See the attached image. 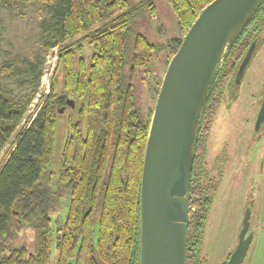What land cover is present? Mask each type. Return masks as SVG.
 <instances>
[{"label":"trees","instance_id":"obj_1","mask_svg":"<svg viewBox=\"0 0 264 264\" xmlns=\"http://www.w3.org/2000/svg\"><path fill=\"white\" fill-rule=\"evenodd\" d=\"M213 1L171 0L182 33L170 44L172 57ZM50 12L44 45L46 51L57 49L62 92L55 74L49 95L28 117L29 126L0 170V264H52L53 246L56 264H139L141 179L154 110L147 122L141 120L134 86L125 87L122 79L128 54L129 2L54 0ZM254 41L256 50L264 43V0L225 55L202 110L193 153L186 264H207L201 247L213 199L202 169L206 145L223 93L235 81ZM86 45L92 50L90 64ZM155 50L145 36L136 37L132 75L149 64ZM44 63L45 57L40 56L28 63L27 74L34 81L31 95L15 99L0 92V156L27 116ZM68 98L85 104L76 122H69L59 172L54 176L50 169L56 159L58 111ZM54 181L69 193L68 213L57 238L52 225L61 192L53 188ZM27 228L38 232L36 254L14 246Z\"/></svg>","mask_w":264,"mask_h":264},{"label":"rangeland","instance_id":"obj_2","mask_svg":"<svg viewBox=\"0 0 264 264\" xmlns=\"http://www.w3.org/2000/svg\"><path fill=\"white\" fill-rule=\"evenodd\" d=\"M54 0H0V92L11 98L31 95L34 81L27 74L28 63L36 56L45 57L43 75L37 94L26 118L18 126L11 143L0 156V170L12 146L29 126L30 116L44 103L50 93L52 77L56 74L62 92L63 73L58 69L57 49L46 51L45 31L51 20L50 8ZM128 54L123 69V83L134 86L135 108L141 120L148 121L155 109L160 87L172 59L170 46L182 37L171 0H128ZM153 5V8L150 6ZM154 10H152V9ZM138 35L156 46L148 65L131 73L133 49ZM86 61L90 64L92 50L85 46ZM235 82V81H234ZM264 44L256 50L240 84L228 87L209 132L208 150L204 157L206 182L218 187L205 227L201 255L207 264H221L236 249L246 209H250L249 233L253 235L242 264H264V123L257 133L254 120L263 92ZM72 99L68 98L67 100ZM75 108L67 107L58 114L56 159L50 172L57 175L59 159L67 136L69 122H76L85 101L77 98ZM61 109V108H60ZM53 188L61 192L58 212L53 216V231L65 222L69 193L54 181ZM38 232L24 229L14 246H24L29 254H36ZM57 250L53 246L52 264H56Z\"/></svg>","mask_w":264,"mask_h":264},{"label":"water","instance_id":"obj_3","mask_svg":"<svg viewBox=\"0 0 264 264\" xmlns=\"http://www.w3.org/2000/svg\"><path fill=\"white\" fill-rule=\"evenodd\" d=\"M262 0H214L198 16L168 64L144 154L139 264H186L194 145L215 74ZM257 42L235 77L240 84ZM75 108V101L67 100ZM66 107L58 113L63 114ZM264 123V97L255 133ZM246 209L239 241L221 264H242L253 235Z\"/></svg>","mask_w":264,"mask_h":264},{"label":"flooded vegetation","instance_id":"obj_4","mask_svg":"<svg viewBox=\"0 0 264 264\" xmlns=\"http://www.w3.org/2000/svg\"><path fill=\"white\" fill-rule=\"evenodd\" d=\"M264 44V43H263ZM255 53V52H254ZM236 83L235 82H233V83H229V85H227V88L228 87H231V86H233V85H235ZM263 86H264V83H263ZM226 88V89H227ZM225 89V90H226ZM264 89V88H263ZM225 92V91H224ZM263 97H264V90H263V92L260 94V96H259V98L257 99V101L259 102V107L257 108V111H256V116H255V120H254V128H255V123H256V120H257V117H258V114H259V111H260V108H261V105H262V101H263ZM66 105H67V101H66V103H65V105H64V107H66ZM263 125H261V127H262ZM259 131V130H258ZM257 133V132H256ZM207 150H208V141H207V145H206V152H207ZM206 152H205V155H206ZM204 162V161H203ZM204 164V163H203ZM205 167H203L202 169H203V172H204V175H205V181H206V174H205V169H204ZM206 185L209 187V195L212 197V199H214V196H215V194H216V192H217V190H218V187H215V186H212L211 184H209V183H207L206 182ZM214 201V200H213Z\"/></svg>","mask_w":264,"mask_h":264}]
</instances>
